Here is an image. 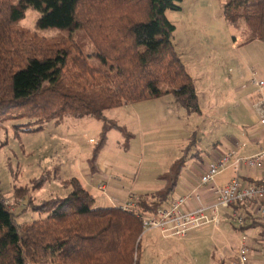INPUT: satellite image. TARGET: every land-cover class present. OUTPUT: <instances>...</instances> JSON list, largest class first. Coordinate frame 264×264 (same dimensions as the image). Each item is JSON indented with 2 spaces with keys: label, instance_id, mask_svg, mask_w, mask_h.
I'll return each mask as SVG.
<instances>
[{
  "label": "trees",
  "instance_id": "16d2710c",
  "mask_svg": "<svg viewBox=\"0 0 264 264\" xmlns=\"http://www.w3.org/2000/svg\"><path fill=\"white\" fill-rule=\"evenodd\" d=\"M182 1L0 0V129L10 121L16 131L32 132L68 115L91 117L104 121V143L119 127L105 114L112 108L172 94L189 112H201L195 81L174 42L176 26L166 14ZM222 4L232 27L242 28L243 20L249 26L242 44L264 41V0ZM29 7L42 13V28L84 29L94 52L86 53L71 36L47 38L18 27ZM95 55L98 63L91 61ZM186 161L180 158L160 176V189L131 193V208L97 205L72 177L66 196L41 202L27 197L24 210L39 217L20 223L0 192V264H139L143 217L171 203Z\"/></svg>",
  "mask_w": 264,
  "mask_h": 264
},
{
  "label": "rangeland",
  "instance_id": "374dc122",
  "mask_svg": "<svg viewBox=\"0 0 264 264\" xmlns=\"http://www.w3.org/2000/svg\"><path fill=\"white\" fill-rule=\"evenodd\" d=\"M223 1L183 0L180 9L166 12L176 26L174 42L178 52L182 50L191 66L197 67L199 86L205 91L201 112H189L172 94L112 108L105 114L119 127L108 131L104 143V121L91 117L68 115L32 132L16 131L10 121L3 123L0 192L18 222L39 217L30 208L24 210L27 197L41 202L66 196L74 176L94 187L106 184V192L98 187L95 193L110 203L111 196L125 203L131 192H154L164 184L160 176L174 163L207 147L215 125L234 131L239 94L254 90L246 85L249 69L257 66L250 54L255 55V45L242 44L249 26L243 20L241 29L232 27L225 18ZM41 15L29 7L17 26L47 38L71 36L86 53L94 52L84 29L42 28ZM91 61L98 63L99 58L95 55ZM191 66L189 70L196 77ZM214 71L221 77L219 81H213ZM240 228L232 216L222 212L219 226L194 228L181 238L166 237L158 229H143L139 264H231L243 236Z\"/></svg>",
  "mask_w": 264,
  "mask_h": 264
},
{
  "label": "built area",
  "instance_id": "2783aa9c",
  "mask_svg": "<svg viewBox=\"0 0 264 264\" xmlns=\"http://www.w3.org/2000/svg\"><path fill=\"white\" fill-rule=\"evenodd\" d=\"M249 85L257 88L259 98L256 107L260 114V121L264 131V75L253 71ZM91 141H94L91 139ZM234 152L222 154L216 161L210 163L200 174L198 183L186 195H175L170 204L161 207L153 215L143 217L144 232L158 229L166 237H184L194 228L213 224L219 226L223 208H233L247 203H255L258 219L264 226V181L260 183H245L240 177L233 178L226 185L216 182V177L233 167L238 170L242 165L250 168L264 167V138L259 152L246 157H236ZM105 190V187H102ZM208 197H212L208 200ZM191 200L199 203L196 207L189 206ZM113 205L123 208L134 206V198L129 195L125 203H120L117 197H110ZM6 203H8L6 201ZM120 203V204H119ZM241 226L245 225L246 214L242 210H233L230 214ZM231 264H264V247L255 251L251 244L249 232L242 236L241 243L236 250L235 259Z\"/></svg>",
  "mask_w": 264,
  "mask_h": 264
},
{
  "label": "crops",
  "instance_id": "0c3cea01",
  "mask_svg": "<svg viewBox=\"0 0 264 264\" xmlns=\"http://www.w3.org/2000/svg\"><path fill=\"white\" fill-rule=\"evenodd\" d=\"M244 39L242 40V43ZM248 43L249 45H255L254 46L255 55H253L252 52H250V54L254 57V59H256L257 67H252L251 69H249L248 83L246 86H249L254 90L239 94L240 95L239 102H237L236 104L237 106H235L238 108V110L235 111L237 116L234 118L237 124L234 125L235 127L234 131L232 130L231 132L230 128L227 127L225 128L222 126L215 125L212 134L210 135V140H208L207 142L208 143L207 147H205L203 151L201 149H198L197 151H193V153L191 154L192 156L188 157L189 160L187 159L185 167L181 172L179 183L177 184L174 196L188 194L191 188L198 183L200 179V174L206 169V167L210 163L216 161L222 154L228 152H234L235 156L232 158L233 161L236 157H246L256 154L257 152L260 151L263 145L264 131L261 125L259 111L255 105L259 98V95L257 88L249 85V80L253 76V71H257L259 75H264V41L254 40ZM257 47H260L261 53L257 50L258 49ZM179 53L181 55L183 62L187 67L188 72L195 81L197 91L199 94V100L201 102L203 94H205V91L202 89L201 86H199V81L197 79L199 74L198 71H196L197 67L195 68L194 65L192 64L197 74V76L194 77L189 70V67L191 66V62L185 59L186 56L184 55V52L182 50L179 49ZM213 74L214 75L216 74V76L214 77L215 79L213 80L214 82L216 80L219 81L221 79V77H219V75L215 71ZM213 87L214 85L212 86V91H213ZM241 88L244 89V87ZM222 131L223 134L221 133ZM220 135L223 137H220ZM235 177H240L245 183H260L264 181V167L257 169L242 165L238 170H236L233 167H229L227 170H225L223 173L219 174L216 177V182L220 185H226ZM78 179L83 184V186L94 195L97 205H102V206L113 205L112 202L110 203L107 198H106L107 201H103L105 198H103L102 196H98L95 193L98 187L100 190H102L103 186L105 187V190L102 191L106 192L107 190L106 184H102L101 186L99 185L98 187H94L92 184L85 182L83 179H82L83 181L80 178ZM111 197H116V196H111ZM211 199L212 197H208V200ZM198 205L199 203L195 200H191L189 203V206L191 207H196ZM256 208L257 207L255 203H247L240 206V210L245 212L247 217L244 225L247 228L246 230L242 231L243 232L242 234H244L245 232H249V234H251L253 239L251 240V244L254 245L255 251H259L264 247V226L263 224H260V220L258 219ZM233 210H234L233 208H223L222 212H224V215L230 216ZM151 239L152 238H150V240ZM241 239L242 237L240 238V243H241ZM240 243L238 244L237 248L239 247ZM257 245L259 246L257 247ZM237 248L235 249V254ZM232 257L230 259H232ZM225 258L224 261H228Z\"/></svg>",
  "mask_w": 264,
  "mask_h": 264
}]
</instances>
